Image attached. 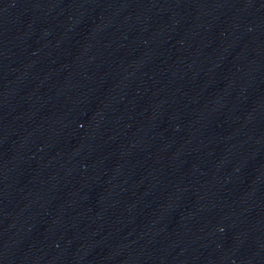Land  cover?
<instances>
[{
	"label": "water",
	"instance_id": "1",
	"mask_svg": "<svg viewBox=\"0 0 264 264\" xmlns=\"http://www.w3.org/2000/svg\"><path fill=\"white\" fill-rule=\"evenodd\" d=\"M0 234L21 264H264V0H0Z\"/></svg>",
	"mask_w": 264,
	"mask_h": 264
}]
</instances>
